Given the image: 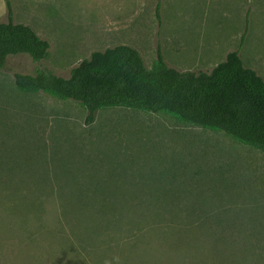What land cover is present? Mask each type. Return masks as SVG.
Segmentation results:
<instances>
[{"label":"rangeland","instance_id":"1","mask_svg":"<svg viewBox=\"0 0 264 264\" xmlns=\"http://www.w3.org/2000/svg\"><path fill=\"white\" fill-rule=\"evenodd\" d=\"M10 1L50 51L0 72V264H264V151L126 108L87 125L79 103L15 85L119 45L179 72L237 52L264 79V0Z\"/></svg>","mask_w":264,"mask_h":264},{"label":"trees","instance_id":"2","mask_svg":"<svg viewBox=\"0 0 264 264\" xmlns=\"http://www.w3.org/2000/svg\"><path fill=\"white\" fill-rule=\"evenodd\" d=\"M6 3L9 21L0 23V72L18 55L41 63L49 56V42L30 26L14 23L11 1ZM15 85L23 93L79 103L87 113V125L94 124L103 109L126 108L166 114L264 151V79L245 67L237 52L209 73L179 72L160 51L149 69L135 48L119 45L94 52L70 78L37 69L34 75L17 74Z\"/></svg>","mask_w":264,"mask_h":264},{"label":"crops","instance_id":"3","mask_svg":"<svg viewBox=\"0 0 264 264\" xmlns=\"http://www.w3.org/2000/svg\"><path fill=\"white\" fill-rule=\"evenodd\" d=\"M256 4H257V3H256ZM252 5H255V3H254L253 1H252ZM252 9H253V8H252ZM251 12L253 13L254 11L251 10ZM247 21H248V19H247Z\"/></svg>","mask_w":264,"mask_h":264}]
</instances>
